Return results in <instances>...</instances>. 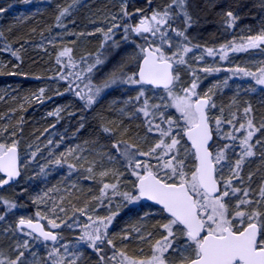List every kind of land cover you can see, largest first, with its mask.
Returning a JSON list of instances; mask_svg holds the SVG:
<instances>
[{"label": "snow or ice", "instance_id": "6c2138e0", "mask_svg": "<svg viewBox=\"0 0 264 264\" xmlns=\"http://www.w3.org/2000/svg\"><path fill=\"white\" fill-rule=\"evenodd\" d=\"M25 3L30 0H24ZM76 0H73L75 3ZM150 2V0H149ZM72 5L60 9L56 20L58 26L61 24V18L70 14ZM5 11L0 8V13ZM122 16L133 17L140 13V19L137 23L112 24L107 31L98 29L104 36L105 43L109 40L113 41L114 46L119 47V42L113 39L114 29L122 28V39L127 42L130 37L135 34L137 38L144 41L139 45L140 55L137 57V71L131 75L123 73L121 68V76L113 74L103 83V88L109 87L118 81L130 85H152L163 87L167 91L169 102L167 104L149 103L145 92L141 89L137 96L130 97L128 103L138 102L141 107L132 113V116L139 112L145 118L146 131L148 133H159V139L147 150L141 151L140 146L136 143H129L127 140H115L112 144V150L126 161L130 174L134 176L135 182L132 185V191L117 193V184L104 183L101 189V196L106 195V190L112 189L113 195L124 197L127 202H137L142 199L154 201L162 206L161 212L168 214L166 223H162L159 227L163 230L164 235L151 245V256L145 259L131 258L123 251H113L111 257L99 255L101 264H264V185L259 189V198L252 199L251 192L248 188L235 187L233 181L243 184L241 171L247 158L254 156L256 146L264 149V140L253 138L257 132L264 129V124L258 128L254 125L252 119H247L246 123H239L237 127L233 123L237 119L236 114L232 113L231 119L221 120L219 117H213L215 121V129L210 124L208 110L215 108L216 105L211 102V96L205 93L201 96L197 92V78L195 70H192L193 81L186 87L181 88L179 92L175 91L179 75L174 74L173 65L187 64L185 55L199 48V45L189 47L190 41L186 36V31L195 22L188 10V0H170V3L162 10L153 11L152 14L144 15L141 9H137L135 13L127 11V0H124V6L121 8ZM221 19L228 28L236 25L240 16L231 10L223 11ZM182 19L183 29L173 28L172 22ZM115 19V17H113ZM169 31L174 33L175 37L183 38V42L176 45L177 51H172V37ZM251 31V29H249ZM2 35V33H0ZM153 38L158 40V44L154 43ZM165 46L171 52V55L165 52ZM264 46V27L257 34L249 35L239 44L232 41L226 45H222L220 52L221 59L226 58V50L233 52L248 51ZM0 51L9 52L13 56H17V52L13 51L10 46L0 48ZM72 49L64 48L57 56V61L61 57H69V65L75 67L70 56ZM208 56L216 54V50L208 48L206 50ZM197 60H203L204 56L196 57ZM103 63L97 57L94 64L88 65L86 71L91 73L96 65ZM0 67H3L0 63ZM190 67V66H189ZM220 69L212 67H204L200 71L204 73H212ZM232 74L254 77L257 85L264 86V66H261L256 72L248 71L244 68L230 69ZM60 80H68L69 77L75 76L76 80H81L80 72L67 74H57ZM85 79L87 77H84ZM226 83V82H225ZM81 100L85 101L86 106H91L96 102V98L102 91L101 87L84 84V91L80 90V84L75 81L69 82L67 91H73ZM212 90L209 89V92ZM182 93V94H180ZM63 95V93H57ZM44 89H40L39 97H43ZM38 97V99H39ZM163 107H173L179 113L177 119H172L161 109ZM62 109H57L49 115L58 116ZM223 109H221V112ZM244 114L248 116L252 109L249 105L243 109ZM131 118V117H130ZM159 120V123L155 121ZM183 121L181 126L179 121ZM229 126L230 130L222 134V138L226 141L221 147H215L213 141V132L220 134L221 124ZM166 125V126H163ZM174 128L178 129L174 132ZM105 132H112V129L104 128ZM243 132L242 136L238 133ZM187 137L191 142V152L185 155L194 157V164L185 171V156L181 154V141L177 137ZM227 141H231L228 143ZM212 142V143H210ZM53 142L49 140V144ZM237 148L239 151L237 152ZM74 150L69 149L67 155H71ZM228 153L237 155L235 161L228 160ZM35 156V153L32 154ZM64 153L56 158L52 163L61 165L66 163ZM264 158V151L261 152ZM143 157L144 159H140ZM79 159V157H77ZM109 161L115 159L111 154L108 155ZM155 160L153 164L151 161ZM227 163L229 168V176L224 177V164ZM75 168L76 165H70ZM89 172L92 168L88 169ZM111 170L100 172V176L109 175ZM0 173L5 174V178L0 179V186L14 181L20 176L19 159L17 155V146L13 142L11 145L0 144ZM117 177L121 173L112 172ZM252 174H249L251 181ZM47 195V194H45ZM98 202H99V198ZM235 200V203L229 205V201ZM38 202L43 201L37 198ZM3 203L5 212L15 209L17 205L8 200L0 198ZM59 212H64V208L60 207ZM84 214L91 222L84 224V233L79 237V241L85 242L97 253L102 252L101 245H110L112 249L116 246L112 239H106L107 229L112 223L115 215L113 213L106 217H96L93 219L88 215L87 206L74 210ZM49 213L56 214L57 206H52ZM36 218L47 220L50 230H45V226L40 219L19 218L17 228L24 232L28 229L26 235L29 238L41 240L44 242H53L52 250L48 252L50 264H77L79 257L69 252L68 244H56L63 237L56 232V229L64 224L71 228L73 225L61 220L57 223L56 219H48V215L38 211L35 213ZM4 216L0 215V221L4 220ZM139 232V229H136ZM152 233L146 235L141 234L140 240H148ZM123 240L129 239L125 235L121 237ZM64 249L62 254L60 249ZM16 253L14 259L7 257L0 259V264H29L25 257V252L35 256L30 251L29 240L17 242L13 247ZM166 254L174 255L177 259L169 262ZM0 256H3L0 253ZM69 256L72 258L69 259Z\"/></svg>", "mask_w": 264, "mask_h": 264}, {"label": "rangeland", "instance_id": "374dc122", "mask_svg": "<svg viewBox=\"0 0 264 264\" xmlns=\"http://www.w3.org/2000/svg\"><path fill=\"white\" fill-rule=\"evenodd\" d=\"M57 1L60 0H30L28 3H25L24 0H0V8L5 9L3 13H0V25L3 21V17L8 15L12 16L11 19L18 20L23 16H31L32 19L36 20L37 18L39 19L41 14L46 11H49L48 14H56V11L59 9V5L55 6ZM104 1H107L108 3H105ZM139 1L140 0H127V11L129 13H133L132 11L137 8L136 6L139 5ZM207 1H210L211 5H215V3H213L214 0ZM94 2L97 3L98 6L95 10L93 9L94 13H89L86 16L87 18L85 20L69 18L67 22H64L63 26L57 28L50 27L48 31H44L40 34L34 42L37 45V48H50L51 50H49V56H51L52 53L54 54L56 46H59V53L63 51L64 48L72 49L70 53L71 58L76 57L77 53L78 56L84 53L87 55L93 54L94 56H99L102 50V45L105 41L103 33L98 31V29L107 31V29L114 23L121 25L129 23L130 18L122 16L121 8L124 6V0H95ZM103 3H105L104 7L106 6V10L101 12L100 7H102ZM141 3L146 2L143 1ZM262 7L263 9L260 11L261 26H259V23L256 21L253 26H256L257 28H251L250 26L240 28L241 25L239 21H237L236 25L230 28L228 37L225 38V43L214 45L215 43H209V41L200 36L199 33L193 32L192 35L188 37V40L190 41L188 46L193 47V45H199L200 47H193V51L185 55L184 58L187 61V64H175V74L179 75V81L177 82L175 91L179 92L181 88H186L192 83V70H195V76L198 83L197 92L201 96H204L205 93L211 96V102L214 103L216 107L209 109L208 115L210 117V123L214 129L215 121L211 118L219 117L223 121L225 119H231L232 113L236 114L237 119L234 120L233 123L236 124L237 127L239 126V123H246L247 119H252L254 125L258 128L261 124H264V86L257 85L254 77L243 75L234 76L230 71V69L239 67L248 71L256 72L261 66H264V46L242 52H233L230 49H227L226 58L224 59L220 58L222 53L219 51L222 45H226L234 41V39L238 40L237 42L239 44L242 40H245L247 36L257 34L260 29L264 27V1ZM113 17H115V19H113ZM177 20L181 21L179 18ZM5 23L6 21L3 22V24ZM47 27L49 26L47 25ZM172 27L177 28L179 26L177 25V27ZM249 29H251V31H249ZM121 31L122 28L119 30L114 29V37H118V33H121ZM169 36L172 37V51H177L176 45L183 42V38L175 37L174 33L171 31H169ZM118 39L115 41H118ZM137 39L140 45L144 43L142 39ZM153 41L156 44L159 43L158 40H155V38H153ZM205 41L207 44H205ZM138 46L139 45L135 44L125 50L122 49L118 51L117 55H114L113 58L109 59V62L106 64V68L102 71L97 81L100 82V78L105 79L112 76V73H115V70L120 68L125 62L129 63L130 61L136 59L140 55ZM208 48L216 50V54L208 56L206 54V50ZM165 52L171 55L167 46H165ZM201 55L204 56V59L197 60L196 57ZM55 59H57V57ZM75 62L78 63L80 67L84 66L83 61L79 62L78 60H75ZM94 62L95 61L91 59V64H94ZM1 63H3V61H1ZM47 66L50 70L49 72H51L50 75H55L56 72H58L59 67L57 60L53 61L52 59H48ZM68 66L72 68L71 65ZM204 67H212L220 70L212 73H204L200 71V69ZM96 68L97 67L95 66L94 70ZM76 72H79V70L76 71L75 69L73 71V73ZM80 73L82 78L79 81H82L84 77H86L85 75L89 74L87 71H82ZM71 77L73 78L75 76ZM84 84H88V82H85ZM84 84L81 86V89L83 87L82 91H84ZM89 84L93 86L92 83ZM141 89L145 92V96L148 98L149 103L167 104L169 102L166 90L156 89L145 85L141 86L123 83L120 85L117 84V88L108 91L109 93L107 96H110V99L108 100V103L107 101L106 103H102L100 108L103 110L105 108V112L111 110L109 115L112 120L110 122L114 127L113 131L116 133V137H119L121 140H127L129 143H136L140 146L141 151H147L159 139V133H148L146 131L145 118L141 113L136 112V115L132 116V113L141 107V103H128L129 98L137 96ZM209 89L212 91L209 92ZM8 94H11V92ZM34 96L35 98H38V95ZM100 100V98H96V102L91 106H95V104L99 103ZM249 105L251 106L252 111L248 116H246L243 109ZM221 109H223L222 112ZM161 110L172 119H177L179 117V113L173 107H163ZM49 113L51 112L47 111L46 115L48 116ZM100 114H102L101 110L96 108L94 112H90V116L87 118L92 122L93 119ZM155 122L159 123V120H156ZM179 123L181 126L183 125L182 120L179 121ZM177 130L178 129L174 128V132ZM229 130V126L222 123L219 130L220 134L218 135L217 132L214 131L216 137L215 147H221L226 142L223 140L222 134L228 132ZM97 134L100 135L97 131H95V135ZM243 134L244 133L241 132L237 135L242 136ZM177 138L181 141V154L185 156V164L187 165L185 171H187L194 164V157L190 154L185 155L186 152H191V145L185 137L178 136ZM256 139L264 140V129L256 133L253 138V143H255ZM97 141L98 145L102 143L97 149L95 146V143L97 142L92 144L94 146L89 144L88 146H84L76 144L77 142L72 141L68 143L63 142L62 144L60 143L53 146L51 148V152H57L58 150V154H66L65 158L67 162L62 163L64 167L59 174L54 172L55 167L54 163H52V161L58 158L57 153H53V155L48 156L46 155V160H43L38 164L33 162V158H28L25 165L26 167H23L22 164V170L23 168H27L30 173L35 171H41L43 173L44 169L51 170V175L54 177L56 176L60 183L53 186L50 181H43L42 183L44 186L37 190L32 201L28 202L26 206H22L21 208L20 206H17L15 209L7 211V213L3 215L5 218L0 221V253H2L3 256H0V259L5 257L14 259L16 253L13 251V247L15 244L28 239L30 251L35 253V256L33 257L29 255L28 251L25 252V257L29 261V264H50V258L47 254L52 250L53 245L47 246L36 239L29 238L27 237L26 232H21L15 227L16 221L19 218H32L38 211L42 214V216L47 214L48 219H56L57 223H60L61 220H63L68 224L73 225L69 228L64 224H61V227L55 230L63 237V239L59 242V244H56V246L59 247L61 244H68L69 252L74 256L79 257L77 259V264L84 258L85 254H96L97 252L85 242L79 241V237L85 231L83 225L90 224L91 222L84 214L76 212L74 215V210L84 208L85 206H87L88 215H91L93 219L96 217H106L113 213H118L109 225L106 237V239L113 240L116 248L112 249L109 245L111 250L107 252V255L102 252L98 253V255L111 257L113 251H123L131 258L145 259L151 256V245L164 235V232L159 225L166 223L168 216L165 213H162L161 209L151 204L143 203L141 200L131 203L127 202L124 197L118 194L113 195L112 189L106 190V195L101 196V189L104 183L117 184L116 192L123 193L133 190L132 185L134 184L136 178L130 174L126 161L119 155L116 154V156H114L115 154L110 153L115 157V159L109 161L107 155L108 153L106 152L107 144L104 139L98 138ZM13 142L15 141L12 137H10V139H3L0 137V144L11 145ZM227 142L231 143V141ZM69 149L74 150L71 155H67ZM94 149L97 150V154H100L102 149L104 150L102 154L99 155V160L89 157L90 150L95 152L96 150ZM238 151L239 149L237 148V152ZM254 151L256 154L245 160L240 173L243 177L244 183L240 184L237 181H233V185L235 187L248 188L251 192V198L258 199L259 189L262 185H264V158L261 156V152L264 151V149H262L261 146H256ZM77 157H79V159ZM237 158V155L228 153L229 161L234 162ZM140 159L144 158L140 157ZM151 162L153 164L156 163L155 160H152ZM70 165H76V167L72 168ZM260 165L262 171L259 172L258 168ZM37 166H39V168H37ZM89 168H92L91 172L88 171ZM70 170L72 171L70 172ZM105 170H111L110 174L101 177L100 172ZM112 172L121 173L119 181H117V177L115 175L111 174ZM256 173L258 174L257 180L261 182L255 181ZM249 174H252L251 181L248 179ZM223 175L225 178L229 176L227 163L224 164ZM87 180L90 181L88 182V187L93 190L91 191V195L94 194V198L88 200L80 207L75 206V203H73L72 209H66L65 207L70 205L72 201H62V197L60 195L65 193L69 194L67 189L70 185H75L78 181L83 182ZM24 186L25 182L21 183L19 186L15 185L14 188L16 187L18 190L21 188V190H23ZM76 191L79 192L80 188L78 187ZM38 197L42 198V200L46 202H38ZM97 198H99V202ZM234 203L235 200L229 201L230 207ZM54 205L57 206V213L51 214L49 213V209ZM3 206L5 205L3 204ZM27 207L30 208L28 209ZM60 207L64 208V212H59ZM41 220L48 228H50L47 220ZM136 229H139V232H137ZM149 232L152 233V236L148 240L139 239L141 234L146 235ZM125 235L129 236V239H121V237ZM60 251L62 254L64 253V249L62 247ZM166 256L169 262L177 259L174 255L169 256L166 254ZM71 258L72 257L69 256V259Z\"/></svg>", "mask_w": 264, "mask_h": 264}, {"label": "trees", "instance_id": "16d2710c", "mask_svg": "<svg viewBox=\"0 0 264 264\" xmlns=\"http://www.w3.org/2000/svg\"><path fill=\"white\" fill-rule=\"evenodd\" d=\"M94 1L95 0H76V2L73 3V0H60L55 3V6L59 5L56 14H48L49 11H46L36 20L32 19L31 16H23L18 20L11 19L12 16L9 15L3 17V21L0 25V28L3 26L0 29V33H2V35H0V48L10 46L13 51L17 52V56H13L9 52L0 51V63L3 61V67H0V137L3 139L13 138L20 148L23 167L26 165L28 158H33V162L38 164L46 160V155L57 153V157H60L58 150L57 152H51V148L60 143H68L70 141L77 142L76 144L84 146H88V144L94 146L92 144L97 142L95 143L97 149L102 144L100 143L98 145V138L104 139L107 144V155L110 153L115 154L114 156H116V154L118 155L111 147L115 140L120 139L116 137V133L113 131L114 127L110 122L112 120L109 115L111 110L105 112V108L103 110L100 108V105L106 103V101L108 103L110 99V96H107L109 90L115 89L117 88V84L120 85L123 83L118 81L115 84H110L107 88H103V83L108 80L110 76L105 79L100 78V82L97 81V79L106 68L109 59L117 55L118 51L122 49L125 50L131 45H140L136 35L133 34L129 41L125 42L122 39L124 35L122 30L121 33H118V37H113L114 40L119 38L117 41L119 42V47L114 46L112 40L106 43L104 42L99 56H94L93 54L87 55L86 53L78 56L77 53L76 57H72V62L75 65V67L72 68L68 66L69 57H61L59 62L57 61L59 68L55 75H50L51 72H49L47 61L48 59H52L53 61L57 60L55 58L59 54V46H56L54 54L52 53L51 56H49L50 48H37V45L34 43L37 37L44 31H48L50 27H60L57 24L56 17L61 8L72 5L70 14L61 18V24L63 25L69 18L85 20L87 18L86 16L89 13H94V10L98 6ZM143 1L146 3H141ZM263 1L264 0H214L213 3H215V5H211L210 1L207 0H188V10L195 22L187 29L186 36L190 37L193 32H196L209 41V43H215L214 45L225 43V38L228 37L230 28L225 25L220 14L223 11L231 10L240 16L238 20L241 25L240 28H245L247 26L257 28L253 26V24L257 21L259 26H261L260 11L263 9ZM104 2L108 3L107 1ZM105 3L100 7L101 12L106 10V6L104 7ZM169 3L170 0H150V2L149 0H140L139 5L136 6L137 8L132 12L135 13L137 9H141L144 15L150 16L153 11L162 10ZM140 18V13H137L130 18L129 23L135 24ZM5 21L6 23L3 24ZM177 21L178 20L172 22L174 23L172 26L177 27L178 25L179 27L177 28L183 29L184 25L182 19L178 21V24ZM47 25L49 27H47ZM234 41L238 44V40L234 39ZM205 44H207V42ZM95 57H99L103 63L96 65L97 68L95 70L94 67L91 73L85 75L87 77L86 79L84 78L82 81L76 80L75 77L68 78V80L59 79L58 73H73L75 69L76 71L79 70V72L86 71L87 66L91 65V59L95 61ZM75 60L79 62L83 61L84 66L80 67ZM138 62L137 58L129 63L125 62L120 68L116 69L115 73H112V75L116 74L117 76H121V68L124 74L131 75L133 72L137 71ZM121 78L123 79L125 77L121 76ZM70 81H75V83L80 84V86L85 82H88V84L92 83L93 86H100L102 91L97 97L101 99L100 102L95 104V106H86L85 101L79 99L74 94L76 91L75 85H73V91H67ZM40 89H44L43 97H39ZM80 90L82 91L83 87L82 89L80 87ZM9 92H11V94H8ZM58 92L63 93V95H58ZM34 95H38L39 99L35 98ZM95 107L99 108L102 114L96 116L91 122L87 117L90 116V112L95 111ZM58 108L62 109L58 116L46 115L47 111L53 113ZM104 128L112 129V132H105L103 131ZM95 131L100 135H95ZM49 140L53 143L49 144ZM103 151L102 149L101 153L97 154V150L95 152L90 150L89 157L99 160V155H101ZM33 153H35V156L32 155ZM54 167V172L59 174L64 165L54 164ZM37 168H39V166H37ZM71 171L72 170H70V172ZM258 171H262L261 165ZM51 173L49 169H44L43 173L41 171L30 173L27 168H23L21 178L15 184L19 186L21 183L25 182L23 190H21V188L19 190L16 187L14 188L15 185L6 187L0 191V198L11 201L17 206H20V208L26 206L28 202L32 201L37 190L44 186L42 183L43 181H50L53 186L60 183L56 176H52ZM257 175L256 173L255 181L261 182L257 180ZM88 182L90 181H78L77 184L68 187L67 192L69 194L65 193L60 195L62 201H72L70 205L65 207L66 209H72L73 203H75V206L80 207L88 200L94 198V194L91 195V191L93 190L89 189ZM78 187L80 188L79 192L76 191ZM5 207L6 206L0 203V215L7 213L5 212ZM27 208L29 209L30 207ZM32 218H36L35 214ZM101 247L102 253L106 255L107 252L111 250L107 244L101 245ZM78 264H101V262L99 261L98 253H87Z\"/></svg>", "mask_w": 264, "mask_h": 264}, {"label": "water", "instance_id": "95a60500", "mask_svg": "<svg viewBox=\"0 0 264 264\" xmlns=\"http://www.w3.org/2000/svg\"><path fill=\"white\" fill-rule=\"evenodd\" d=\"M173 68L175 69V65H173ZM146 86H150V87L158 88V89H164L162 86H161V87H156V86H152V85H146ZM164 90H165V89H164ZM186 140H187V137H186ZM187 141H188V140H187ZM213 141H214V132H213ZM188 143L191 145V142H190V141H188ZM210 143H212V142H210ZM17 155H18V159H19V167H21V165H20V152H19V148H18V147H17ZM2 174L5 176L4 173H2ZM20 175H21V169H20ZM19 178H20V176H19V177H16L14 181H10L8 184L0 186V190L3 189L4 187L8 186V185L14 184L15 182L18 181ZM142 201H143V202H146V203L153 204V205H155V206H157V207H159V208H162V206L156 204L154 201H150V200H147V199H142ZM165 214L168 215L167 213H165ZM34 222H35V220H34ZM40 222H41V221H40ZM41 223H42V222H41ZM42 224H43V223H42ZM43 225H44V224H43ZM25 229L28 230L27 228H25ZM45 230H47V229L45 228Z\"/></svg>", "mask_w": 264, "mask_h": 264}, {"label": "flooded vegetation", "instance_id": "af4514ba", "mask_svg": "<svg viewBox=\"0 0 264 264\" xmlns=\"http://www.w3.org/2000/svg\"><path fill=\"white\" fill-rule=\"evenodd\" d=\"M19 220V219H18ZM18 220L16 221V228H17V222ZM19 230V229H18ZM20 231V230H19ZM25 232V231H24ZM27 233V232H26ZM39 242H42L43 244L47 245V246H52L53 245V242H44V241H41V240H38Z\"/></svg>", "mask_w": 264, "mask_h": 264}]
</instances>
